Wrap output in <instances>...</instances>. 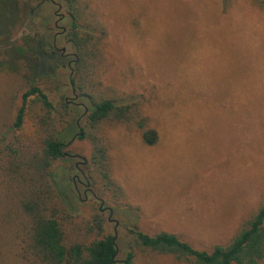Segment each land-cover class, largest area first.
I'll return each mask as SVG.
<instances>
[{"label":"rangeland","instance_id":"374dc122","mask_svg":"<svg viewBox=\"0 0 264 264\" xmlns=\"http://www.w3.org/2000/svg\"><path fill=\"white\" fill-rule=\"evenodd\" d=\"M92 1L109 28L107 50L113 65L103 80L145 100L159 141L147 146L135 133L110 128L114 175L127 198L99 190L96 196L91 186L93 194L86 198V188L76 185L74 177L86 182L87 163L80 164V170L76 165L89 161L92 146L78 139L76 130L69 154L54 169L61 188L70 191L67 206L89 222L100 211L104 235L117 237L119 264L127 255L125 224L134 221L150 234H180L200 250L228 243L264 200V9L253 0H233L231 7L223 0ZM31 4L34 18L20 29L19 44L32 36L54 41L61 30L55 28L56 21L68 28L63 0ZM56 12L64 18L59 20ZM11 42L1 45L0 54ZM56 45L60 58H53L50 68L62 86L46 93L55 106L69 99L82 117L86 101L74 99L68 67L74 49L65 34ZM64 49L69 57L62 56ZM4 69L0 121L9 124L8 106L2 108L1 101L7 83L16 85L22 79ZM8 95L10 99V90ZM38 100L30 99L20 135L35 134L31 108ZM158 264L180 263L161 257Z\"/></svg>","mask_w":264,"mask_h":264},{"label":"trees","instance_id":"16d2710c","mask_svg":"<svg viewBox=\"0 0 264 264\" xmlns=\"http://www.w3.org/2000/svg\"><path fill=\"white\" fill-rule=\"evenodd\" d=\"M63 1L70 18L65 35L75 57L70 84L74 95L86 101L82 117L66 99L55 106L46 93L62 86L50 68L53 58H60L54 41L32 36L19 44L16 39L22 26L34 18L32 0H0V47L13 41L0 54L4 61L0 69L22 79L16 85L7 83L6 99L1 101L2 108L8 106L9 124L0 121V264H119L117 237L104 235L100 211L90 222L74 216L66 204L70 191L61 188L54 169L69 154L79 130L78 139L92 146L85 179L96 196L99 190L126 199L114 175L109 129L124 128L147 146L159 141L144 110L145 100L103 80L113 65L107 50L109 28L93 1ZM253 1L264 9V0ZM223 4L231 7L233 0H223ZM34 96L39 99L31 108L36 132L20 135ZM125 227L128 240L123 264H158L161 257L180 264H264V200L228 243L211 250L197 249L177 233H147L136 221Z\"/></svg>","mask_w":264,"mask_h":264},{"label":"flooded vegetation","instance_id":"af4514ba","mask_svg":"<svg viewBox=\"0 0 264 264\" xmlns=\"http://www.w3.org/2000/svg\"><path fill=\"white\" fill-rule=\"evenodd\" d=\"M48 1V0H47ZM59 9H61V6H59ZM56 14L57 15H60L59 14V12H56ZM64 18V15H60V18H59V20H62ZM55 28L56 29H61L59 32H57L56 34H55V36H54V45H55V50H58L57 49V45H56V40H57V38H58V36L60 35V34H65L66 33V31H67V29L66 28H64V27H60V25H59V21H56L55 22ZM65 52V50H62V52H61V54H62V56L63 57H69L68 56V54H65L64 53ZM74 62H75V59H73V60H70L69 62H68V67H69V69L72 71V66H73V64H74ZM74 99H76V97L74 98ZM67 100V102H69V99H66ZM70 157H74V156H71L70 155ZM86 161V160H85ZM87 162H82V163H78L77 165H76V167H77V169L78 170H80V164H86ZM74 182H75V184L76 185H78V184H81L82 186H84L86 189H85V192H84V194H85V197L86 198H88V195L89 194H93V192H92V189L90 188V185L88 184V182L86 181H82L81 179H79L77 176L76 177H74ZM102 204H104V202H102ZM105 210V208H103V207H101V211H104ZM109 212H110V214L112 215V210H110L109 209ZM109 220L110 221H112V219H111V217H109Z\"/></svg>","mask_w":264,"mask_h":264},{"label":"water","instance_id":"95a60500","mask_svg":"<svg viewBox=\"0 0 264 264\" xmlns=\"http://www.w3.org/2000/svg\"><path fill=\"white\" fill-rule=\"evenodd\" d=\"M65 50V49H64ZM76 98H78V96H75ZM86 162V161H85Z\"/></svg>","mask_w":264,"mask_h":264}]
</instances>
